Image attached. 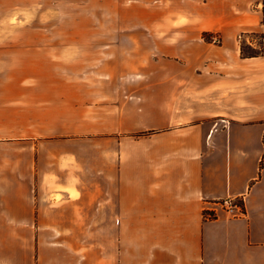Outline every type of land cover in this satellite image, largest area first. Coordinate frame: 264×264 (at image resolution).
I'll list each match as a JSON object with an SVG mask.
<instances>
[{
  "label": "crops",
  "instance_id": "crops-1",
  "mask_svg": "<svg viewBox=\"0 0 264 264\" xmlns=\"http://www.w3.org/2000/svg\"><path fill=\"white\" fill-rule=\"evenodd\" d=\"M255 1L176 0L197 21L144 25L170 33L149 51L0 40V240L37 229L24 264H264V52L238 43ZM228 198L242 217L205 218Z\"/></svg>",
  "mask_w": 264,
  "mask_h": 264
},
{
  "label": "rangeland",
  "instance_id": "rangeland-1",
  "mask_svg": "<svg viewBox=\"0 0 264 264\" xmlns=\"http://www.w3.org/2000/svg\"><path fill=\"white\" fill-rule=\"evenodd\" d=\"M176 0H0V40H98L100 46L106 45L107 41L114 42L116 51H122L125 45L127 50L131 43L142 45L151 50L156 44L155 40H161L162 35L169 32H149L144 25L150 24H174L185 22H196L189 16L177 14ZM207 1H202L205 5ZM258 7V8H257ZM222 10V4L214 5L207 10ZM262 19V2L257 0L250 4L247 11L243 13L246 21L253 22L257 19L256 10ZM263 25V24H262ZM125 29V30H123ZM264 26L259 30L247 28V31L240 33L238 37L240 55L241 48L250 52L248 44L256 49H263L264 40L261 34ZM204 40L221 45L220 33L207 36ZM254 42V43H253ZM102 48H100L101 50ZM102 50H105L102 49ZM242 57V55H241ZM243 58V57H242ZM105 62L100 59L99 65ZM129 66L135 69V63ZM147 71H154L153 64L148 61ZM54 202H59V195L52 196ZM35 240H0V258L10 259L14 256L18 264H24L27 257V250L33 249L37 253L39 240L37 229ZM29 247V248H28Z\"/></svg>",
  "mask_w": 264,
  "mask_h": 264
},
{
  "label": "built area",
  "instance_id": "built-area-1",
  "mask_svg": "<svg viewBox=\"0 0 264 264\" xmlns=\"http://www.w3.org/2000/svg\"><path fill=\"white\" fill-rule=\"evenodd\" d=\"M220 212H225L233 218L242 217L244 208L242 202L235 198H228L210 204L204 212L205 218L214 219Z\"/></svg>",
  "mask_w": 264,
  "mask_h": 264
},
{
  "label": "trees",
  "instance_id": "trees-1",
  "mask_svg": "<svg viewBox=\"0 0 264 264\" xmlns=\"http://www.w3.org/2000/svg\"><path fill=\"white\" fill-rule=\"evenodd\" d=\"M262 2V9H261V14H262V24L264 25V0H261ZM262 40H264V34H261ZM249 48L251 49L250 52H245L243 48H241V55L243 58H255V57H260L263 55V49H256L253 47V45L248 44Z\"/></svg>",
  "mask_w": 264,
  "mask_h": 264
}]
</instances>
